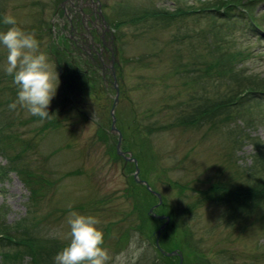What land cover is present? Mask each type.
I'll use <instances>...</instances> for the list:
<instances>
[{
  "label": "rangeland",
  "instance_id": "obj_1",
  "mask_svg": "<svg viewBox=\"0 0 264 264\" xmlns=\"http://www.w3.org/2000/svg\"><path fill=\"white\" fill-rule=\"evenodd\" d=\"M60 1L0 0L2 18L11 14L23 30L35 33L40 51L46 54L59 78L55 81L59 86L49 108V119L41 121L19 105L15 110L10 109L9 105L17 100L18 89L13 83V77L4 71L6 49L0 45V65H3L0 67V88L4 86L5 79L13 85L10 91L0 97L4 106L0 121V148L7 150L9 142H14L11 131H16L21 137L20 142L27 146L18 147L21 156L15 168H24L22 171H26V175L31 172L32 176L46 182L42 194H38L42 199L28 219V224H35L40 219L38 236L42 243L46 246H59V242L67 244V240L49 238V233L54 230L67 232L66 217L70 211L92 215L100 221L97 227L104 233V246L113 256L136 241L144 248L137 264H165L159 253L155 252V233L164 221L133 212L135 195H130L128 191L132 186L133 168L128 169L129 165L123 173V162L116 153V136L111 132V110L116 97L112 74L107 71L104 76L100 68L97 71L92 68L91 62L73 60L65 52L62 56L63 64L85 71L89 79L83 75H74L75 80L88 81L89 88L95 87L97 83L99 88L97 91H92V88L87 90L86 86L83 88L70 82L68 86L61 85L55 55L50 52L55 53L60 46L69 52L72 47L60 39L65 28L59 25L60 22L57 23L55 16ZM101 1L111 23L113 19L120 24L116 32L122 66L116 72L120 93L116 107L117 126L128 130L129 138H133H127V146L135 142L145 148L149 161L147 166L156 178L153 184L172 206V212L164 207L158 208L156 212L164 209L162 213L174 214L176 218L178 211L175 213L173 205L178 201L183 210L200 203L191 213L189 210L180 212L183 217L176 218L180 228L170 229L169 237L175 240L179 235L182 236L184 225L188 222L193 233L190 243L180 245L186 253L190 251L189 248L193 249L200 244L199 247L209 252L216 264H264L262 210L250 215L244 214L240 224L238 222L232 226L226 222L223 214L224 204L217 202V198L208 200L201 193L211 184H217L219 179H226L233 174V164L240 173L247 171L251 165L249 156L254 153L255 147L248 140L240 138L237 149L233 150L231 147L236 146V135L230 136L227 132L233 128L239 134L244 123L236 120L211 134L206 129L194 131L183 126L171 129L166 127L177 116L192 113L195 99L192 97L197 92H208L215 87L211 84L207 88L205 80L208 74L202 79L203 65L198 55L205 54L204 48L190 43L176 45L172 42V36L177 26L155 23L157 18L144 17V14L150 16L153 11L172 6V1L177 0ZM183 1L192 4L195 0ZM260 11H264V4L258 6L257 13ZM235 20L241 24H250L249 17L240 13L235 15ZM7 27L0 25V31H6ZM252 33L237 34L239 43L253 51L244 69L264 80V39L253 40L248 36ZM207 81L213 82L214 79L208 78ZM72 93H75L76 101L81 100L80 105L71 101ZM258 97L264 100V94ZM249 104L255 106L252 111L256 124L250 129L246 128L245 133L264 141V105L261 109L256 107L255 100ZM72 105H76L74 111H71ZM10 122L13 125L11 130L8 128ZM53 124L58 128H51ZM54 150L57 153L52 157ZM57 159L60 161L57 162ZM4 163L5 159L0 155V164ZM29 165L30 172L26 168ZM147 166L143 165L142 169L149 170ZM64 174L67 175L65 178ZM244 177L240 183L249 187L252 182L249 181L248 173ZM4 181L0 183V206H6L10 220L16 221L25 215L30 189L14 173L8 174ZM183 187L185 191L179 196L178 190ZM140 197H147L144 189ZM202 199L207 202H200ZM150 203L152 207L156 200L151 199ZM80 206L83 208L80 209ZM108 228L109 231H105ZM120 237L125 240H120ZM61 250L53 248L55 254L41 264H55L54 257ZM30 261L29 255H25L14 264H28ZM177 262L178 259H175L174 263Z\"/></svg>",
  "mask_w": 264,
  "mask_h": 264
},
{
  "label": "trees",
  "instance_id": "obj_2",
  "mask_svg": "<svg viewBox=\"0 0 264 264\" xmlns=\"http://www.w3.org/2000/svg\"><path fill=\"white\" fill-rule=\"evenodd\" d=\"M259 2L260 0H204L203 2L200 1V5H197V7L184 5V7L177 6L174 10L164 11L159 17L162 19L158 20V22L163 25H170L175 21L177 31H175L172 36V42L176 45L184 46L190 43L195 47H202L205 49V54H199L200 63L203 65L202 79L208 74L205 80L208 86L207 88H209L211 84L212 86L215 85V87L208 92L206 90L197 92L196 96L192 97L195 98L193 100L194 108H191L192 113L190 115L181 114L177 116L176 119L170 121L169 127L183 126L187 129L199 131L206 129V131H209L208 133L211 134L218 130L219 127L226 128L232 122L239 120L244 123L242 131H238L239 134L236 133L237 129L229 128L230 130H227L230 136L231 134L236 135L234 140L236 146L231 148L233 150L237 149L240 138H242V140H248V142L255 147V153L250 156L252 163L247 171H244L245 174L248 173L249 181L252 182L249 187L238 185L240 181H244L243 178L245 179V174L240 173L239 170H234V173L230 175V180H227L229 177L226 179H219L217 184H211L206 191L202 192L208 200L217 198V202L224 204L222 205V207H225L223 214L225 215L226 222L232 226L243 219L246 213L250 215L262 210L264 219V142L252 138L249 133H245L246 128L250 129L256 124L252 111L255 106H250L249 103L255 100L257 102L256 107L260 109L264 105V100L258 97L264 94V80H261L259 75L249 74L246 69L240 67L241 64L244 65V62L248 61L250 53L249 50L245 48L244 44L239 43V37L236 35L237 24L234 22L227 25L220 22L232 16V13L238 8H243L246 11V15L250 18L253 28L255 30L262 29L264 20L257 19L250 12ZM0 9L3 11L1 7ZM177 21L180 22L176 23ZM2 23L3 18L0 12V25H2ZM182 73L186 72L182 71ZM208 78L214 79V81L209 82L207 81ZM3 92L4 91L0 92V97L3 95ZM3 107L0 98V121ZM8 128L11 130L10 123L8 124ZM239 128L242 127L239 126ZM11 138L14 141L10 144L12 147H15L19 139L21 140L20 135L17 133H14ZM131 146H133L137 154L135 157L145 162V150L141 152L139 146H135L133 142L125 146V149L133 150ZM18 153L20 155V152ZM132 171H135V169L133 168ZM143 172L144 170H142L141 173ZM131 179L132 186L128 191L130 195H135V209L139 214L146 216L151 207L150 200L156 198L146 191L144 186L136 183L133 176ZM31 182L37 186V190L35 189V195L37 194V196L34 195L36 200L37 197L39 198L41 195L40 191L42 192L43 185L46 182L41 181V179H34V176H32ZM143 189L147 193V197L145 198L140 197ZM184 191L185 187L179 189L178 195H182ZM38 194L40 195L38 196ZM138 195L140 196L138 197ZM200 202L206 201L202 199ZM175 205V213L178 211L176 218H181L183 216H181L180 212L189 210L191 213L200 203L197 202L193 204L190 209L187 210L181 208L180 201ZM161 207L170 209L171 205L166 199L164 205ZM79 208L82 209L83 206ZM162 210L164 209H159V214H165L161 212ZM171 215L174 228L171 224V227H167L163 231L160 241L161 248L166 252H171L177 248L184 250V264H211L207 252L202 250L199 244L193 249L189 248L190 251H188V253H186L185 248H181L180 245L190 243L193 234L188 222L184 225L185 228H182V236L179 235V238L177 237L175 240H173L172 236L169 237L170 228L175 230L180 228L174 214ZM39 224L40 219L36 221L33 228L37 227ZM113 226L117 228L115 224H113ZM105 231H109V228ZM27 234L29 237L28 240H21V243L18 242V244L23 245L21 255H19V252L16 254L7 251L3 253L4 260L8 264H13L15 261L22 258V254H29L32 257L28 264H41V262L44 263L50 260L55 254L53 248L59 250L66 246L65 243L62 244L59 242V247L52 245L47 247L42 244L41 238L35 234L33 230L27 231ZM120 240L125 239L124 237H120ZM175 241L179 243L177 244ZM188 246L190 245L188 244ZM157 252L160 253L159 255L164 260L165 264H178V262L174 263V260L177 258L165 256V254H161L160 251ZM212 264H216V261L212 262Z\"/></svg>",
  "mask_w": 264,
  "mask_h": 264
},
{
  "label": "clouds",
  "instance_id": "obj_3",
  "mask_svg": "<svg viewBox=\"0 0 264 264\" xmlns=\"http://www.w3.org/2000/svg\"><path fill=\"white\" fill-rule=\"evenodd\" d=\"M3 24L8 26L6 31H0V45L6 49L4 71L13 77L18 89L17 100L9 108L15 110L19 105L41 121L49 119V108L59 86L55 83L58 73L40 51L35 33L23 30L11 14L3 17ZM99 223L95 216L70 211L66 217L67 232L49 233V238L67 240L54 257L55 264H137L143 246L133 241L126 250L113 256L104 246Z\"/></svg>",
  "mask_w": 264,
  "mask_h": 264
},
{
  "label": "water",
  "instance_id": "obj_4",
  "mask_svg": "<svg viewBox=\"0 0 264 264\" xmlns=\"http://www.w3.org/2000/svg\"><path fill=\"white\" fill-rule=\"evenodd\" d=\"M113 131L116 130V127H115V117H114V122H113V127H112ZM120 139H121V136H120ZM120 145H121V140L119 141V144H118V149L120 148ZM160 234V232H159ZM177 252H173V253H170L169 255H173V254H176Z\"/></svg>",
  "mask_w": 264,
  "mask_h": 264
}]
</instances>
